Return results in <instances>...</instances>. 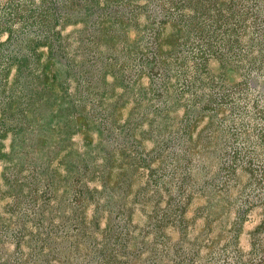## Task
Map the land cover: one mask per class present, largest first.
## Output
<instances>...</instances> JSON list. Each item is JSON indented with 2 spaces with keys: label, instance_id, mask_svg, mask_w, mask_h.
Here are the masks:
<instances>
[{
  "label": "rangeland",
  "instance_id": "rangeland-1",
  "mask_svg": "<svg viewBox=\"0 0 264 264\" xmlns=\"http://www.w3.org/2000/svg\"><path fill=\"white\" fill-rule=\"evenodd\" d=\"M0 264H264V0H0Z\"/></svg>",
  "mask_w": 264,
  "mask_h": 264
},
{
  "label": "trees",
  "instance_id": "trees-1",
  "mask_svg": "<svg viewBox=\"0 0 264 264\" xmlns=\"http://www.w3.org/2000/svg\"><path fill=\"white\" fill-rule=\"evenodd\" d=\"M188 1L191 2V1H194V0H188ZM211 1H213V0H211ZM215 1H219V0H215ZM224 1H226L227 3L231 2V0H224ZM224 8L229 9L228 6H226ZM219 12L220 11H217V13H216V11H215L216 15H213V16H215L217 18H222ZM9 38H11V35L9 36ZM47 46H48L49 52L51 53L53 51V49H54V42L53 41H48Z\"/></svg>",
  "mask_w": 264,
  "mask_h": 264
}]
</instances>
